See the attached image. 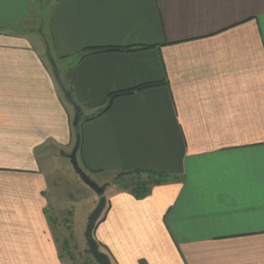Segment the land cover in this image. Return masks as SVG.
<instances>
[{
  "label": "crops",
  "instance_id": "0c3cea01",
  "mask_svg": "<svg viewBox=\"0 0 264 264\" xmlns=\"http://www.w3.org/2000/svg\"><path fill=\"white\" fill-rule=\"evenodd\" d=\"M33 3L0 0V264H69L54 181L78 139L112 264H264V0H52L49 51Z\"/></svg>",
  "mask_w": 264,
  "mask_h": 264
},
{
  "label": "rangeland",
  "instance_id": "374dc122",
  "mask_svg": "<svg viewBox=\"0 0 264 264\" xmlns=\"http://www.w3.org/2000/svg\"><path fill=\"white\" fill-rule=\"evenodd\" d=\"M33 1L31 17L21 28L22 31H29L41 38L49 51L47 15L52 0ZM71 154L72 151L60 155L61 171L54 181L55 200H58L56 205L59 206L58 211H53L55 236L59 239L61 253L69 260V264H99L89 250L85 233L88 219L100 204V198L74 172L70 162ZM103 188L106 191V187ZM106 203L99 222L104 215Z\"/></svg>",
  "mask_w": 264,
  "mask_h": 264
},
{
  "label": "water",
  "instance_id": "95a60500",
  "mask_svg": "<svg viewBox=\"0 0 264 264\" xmlns=\"http://www.w3.org/2000/svg\"><path fill=\"white\" fill-rule=\"evenodd\" d=\"M83 120V115L81 111L77 110V115L74 121V127L77 129L79 123ZM80 148V140H77L76 146L70 156V162L74 169L76 175L81 179V181L88 187H90L95 194L100 198V204L98 207L92 212L88 219V225L85 233V237L88 243V247L90 252L92 253L93 257L99 264H112L108 255L100 251L99 245L94 239V231L97 227V224L101 218L103 213L106 199H105V189L94 182L87 173L80 167L78 162V151Z\"/></svg>",
  "mask_w": 264,
  "mask_h": 264
},
{
  "label": "trees",
  "instance_id": "16d2710c",
  "mask_svg": "<svg viewBox=\"0 0 264 264\" xmlns=\"http://www.w3.org/2000/svg\"><path fill=\"white\" fill-rule=\"evenodd\" d=\"M132 49H133V48H132ZM132 49H130V48H127V49H117V48H114V49H96V50H89V51H86V53L83 54L82 57H84V56H86V55H88V54H93V53L112 52V51H130V50H132ZM134 92H135V91H127V92H125V93H117V94L112 95V96L110 97V99H109L107 105H106V108L103 110V112L107 111V110L110 108L111 103H112V101H113L115 98H117V97H119V96L129 95V94H132V93H134ZM76 130H77V133H78L79 130H78V129H76ZM147 192H148V189H146V188H144V187H141V188H139V192H138V193H139L141 196H145V195L147 194Z\"/></svg>",
  "mask_w": 264,
  "mask_h": 264
}]
</instances>
